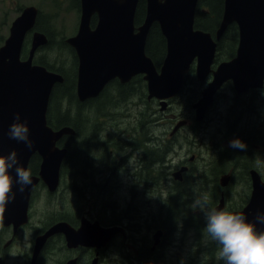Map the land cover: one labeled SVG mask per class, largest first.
Returning <instances> with one entry per match:
<instances>
[{"label":"flooded vegetation","instance_id":"flooded-vegetation-1","mask_svg":"<svg viewBox=\"0 0 264 264\" xmlns=\"http://www.w3.org/2000/svg\"><path fill=\"white\" fill-rule=\"evenodd\" d=\"M51 1H54L55 6L59 3L58 0ZM211 2H213V0H202V4H197L198 0L196 1L192 17V28L194 30L208 32L211 39L215 41V52L210 65V69L214 70L218 63L230 60L235 56L239 37L237 25L235 22H232L226 26L217 39L214 38V32L222 16L223 0L215 1L217 5L216 9L212 6V10H215V13L210 9ZM69 4L75 8L79 20V0H69ZM26 6L29 5L21 4L18 0H0V29H2V31H0V46L3 45L10 34L11 23ZM36 10L37 12L32 30H25L22 36L18 52V60L20 62L28 58V45L32 31H39L35 28V24L39 23L43 25V23L48 22L46 17L40 16L37 8ZM6 11H8V14ZM96 20L97 15L93 13L89 22L91 28L95 25ZM137 25L138 24L135 26ZM206 25L213 26V29L208 30L205 27ZM231 25L233 26V36H227L225 32ZM45 37L48 42V37L46 35ZM70 49L74 54L73 49L71 47ZM33 63L36 62L33 60ZM158 66H155L156 69ZM137 76L140 77L141 84L143 83L145 86L141 74H136L129 80ZM211 78V71L201 81L196 78L195 59H193L187 72L183 75V83L180 90L172 98L166 100V108H168L169 104L183 91L191 89L193 84L198 85L200 93ZM110 81H116L123 87L129 85L128 81L120 83L117 78H112ZM110 81L105 84L97 96L83 101L77 99L74 90V96L77 102L83 104V107L90 108V110L87 111L88 115L84 116V122L81 121V115H84L86 110L78 111V115L75 119V155L73 159H76L78 156V161L74 162L76 168L74 177H76L77 180L75 179V182L68 183L66 186L63 185L65 191L69 190L74 194V200L62 199L58 202L47 200L45 206L47 208V215H45L44 220L40 222L42 220L40 219L34 225L30 226L29 222L31 210L35 201V191H42L48 198L53 197V195L57 193L60 184L58 183L56 189L53 191H49L40 181L36 183L31 188L29 196L27 191L25 220L23 223L14 224L12 221L4 223L0 217V264H159V262H162L163 256H165L163 252H161V248H164L167 244V238L171 234L181 235L190 229L200 233L201 227L199 224L194 223L193 225L192 223V209L191 201H188L190 200L188 190L191 191L190 186H192L193 191L196 192L197 186H200V184L206 181L210 182V177L206 175V172L219 171L221 176L227 175L228 180L225 186H220L218 180V183H216L214 187L212 186L213 184H209L206 193L212 197L211 201L217 200L218 202L222 200L221 209H226L230 212L240 210L247 203L251 190V170L255 171L260 180L264 182V173L261 174L257 168V156H264V96H262L260 92V89L264 88V79L262 81V86L248 88L246 91L241 92L235 91L232 81L226 79L213 94L212 102L208 105L202 120L195 121L193 119L194 117H192L194 112L191 104L200 96L198 93L195 100L188 104L187 108H189V110L184 116L176 119V121L172 123L171 128L168 125L170 121L162 123L165 125V128L167 127L166 129L169 130V138L164 141L169 143V151L166 157L175 151L176 145L178 146L182 129H188L192 135H197L202 128H204L205 132L204 136L202 135L204 139L203 143L207 148L206 154L208 155L205 161L202 158L203 164L195 163L193 155L189 156L187 160H182L181 157H179V166L176 168L177 170L170 173L173 177V181L176 183H167V185L165 182H167L169 178L165 172H163L162 175V171H159L158 151L161 143L159 132L156 133L157 135H153L154 139L152 140L153 148H155L154 158L150 163L151 165L153 162L154 171L152 174L145 171L144 165L145 146L150 145L151 142L145 137V129H138L137 122L128 126V128L134 130V133L131 135L124 134L126 135L124 138L123 135L117 132L114 142L109 147L107 142L112 139V131L114 128L111 126L112 117H110V111L108 109L102 111L103 109L98 110L97 108L101 103L102 105L107 104V107H111V104L109 105L110 99H104V102L102 101L103 97H107L109 89L105 88L109 85ZM61 83H54L52 88L56 84ZM225 86L230 87L231 95L229 100L225 103V106H223V111H221L219 106L215 105V102H217V98L221 96L220 91ZM144 93L145 95L142 97H144L145 100L139 97L138 101H143L144 103L148 102L152 104V108L155 106L159 108V101L156 98L146 99V89H144ZM132 96L134 95L132 94ZM212 104L216 106L218 110V121L209 128L205 127V122L203 121L207 119L206 113ZM225 110L226 113L224 115ZM93 112H98L101 115H99L98 118L97 115L90 117V114ZM160 112L162 111L157 110V114H160ZM227 114H231L232 118L228 120L226 117ZM169 118L174 120L176 116L171 114ZM88 119L91 120L90 123ZM100 119L102 120V125L99 127L95 126V124H99ZM161 120L164 119L155 115L151 117L152 123L156 124V126L161 124ZM180 120H183L184 123L171 132L175 123ZM128 122L132 123L133 121L129 119ZM200 122L203 123L198 125ZM119 132L122 133V131ZM83 135H87V137L82 138ZM209 136L212 138L209 140L208 145V140H206V138ZM104 137L106 139H103ZM236 138L247 145L246 150L240 151L228 147L229 141ZM113 145H118L121 152L114 149ZM125 150L126 152L124 153ZM116 152L123 157L115 159L118 162L114 161L113 158V153ZM134 156L135 158H133ZM166 157L164 158V164ZM38 164L39 158L36 162V171L31 174H37ZM28 166L29 163L27 160L26 169H28ZM120 171H124L125 173V179L123 181L125 183H112L114 181L118 182L117 177ZM234 172L238 176V181L246 183V190H244V196L240 199V203L228 207L229 200H232L230 198L229 189L233 182ZM182 175H184V179H182ZM146 179L148 181L151 180L153 183H141ZM213 181L214 179L212 182ZM205 184L208 186V183ZM119 191H122L123 194L121 199L114 197V194ZM162 193L165 194L163 195L164 199L168 197V210L171 209L170 218L173 223L169 228L160 227L162 216L168 211L159 214V202ZM178 194L179 196H177ZM38 199H40V196H37V200ZM174 201L176 204H174ZM216 203L212 202L210 206L214 207ZM55 204H58L60 208H56ZM183 208L184 213L180 216L181 212L178 211ZM152 213L154 214V218H152L154 226L153 228H149V231L154 232L151 233L150 238H145L144 235L141 234L142 229L139 228V223H129V219L132 217L141 218L150 216ZM176 214L179 216L177 224L175 222ZM196 216L198 215L196 214ZM57 222H65L73 230H77L81 223L82 225L84 224L87 226L84 240L80 243H74L72 246H67L62 233H53L46 237L40 248L32 257L35 238L43 234L49 227ZM113 226L118 227V229L115 230L114 233L112 232L109 238H107V229ZM28 229L30 230L29 237ZM156 231L160 232L157 241L153 238ZM220 262L223 264L222 261Z\"/></svg>","mask_w":264,"mask_h":264},{"label":"water","instance_id":"water-1","mask_svg":"<svg viewBox=\"0 0 264 264\" xmlns=\"http://www.w3.org/2000/svg\"><path fill=\"white\" fill-rule=\"evenodd\" d=\"M197 0H144L142 21L134 25V13L138 0H79V20L76 33L64 39L76 57L75 95L79 101L95 97L112 78L120 83L141 74L145 82L146 99L156 98L159 110L166 109V100L178 93L183 75L195 59L196 78L201 81L211 71L212 78L201 90L200 97L191 104L195 121L202 120L212 96L221 83L230 79L237 92L262 86L264 79V0H223L220 22L214 32L217 39L229 23L235 22L238 30V45L233 58L218 63L210 69L215 52V41L208 32L192 28L193 11ZM32 5L23 8L13 20L10 34L0 46V154L15 149L26 168L33 155L39 158L37 174H32V185L23 194H17L1 217L4 223L14 224L25 220V206L31 188L39 181L49 191L59 183V168L67 150L56 143L66 135H74V129L62 125L52 129L46 122L45 113L51 88L61 83L63 77L40 64L33 63L35 50L46 44L45 35L33 30L29 39L28 58L18 60V52L25 30H32L36 16ZM97 20L91 28V15ZM155 23L164 39V56L156 69L144 46L150 26ZM21 122L27 121L34 148L28 151L23 144L8 139L7 130L16 113ZM184 123L177 121L171 130ZM179 173V171H178ZM14 175V173H13ZM227 175L219 179L225 186ZM251 190L247 203L232 211L247 216L253 221L255 214L264 212V182L253 170L250 171ZM15 190V189H14ZM222 208V200L214 206ZM87 226L73 230L65 222H57L34 241V252L46 237L62 233L66 245L72 246L85 238ZM107 229V238L117 230ZM257 230L264 225L257 224ZM159 231L153 238L157 241ZM33 259V258H32Z\"/></svg>","mask_w":264,"mask_h":264},{"label":"rangeland","instance_id":"rangeland-1","mask_svg":"<svg viewBox=\"0 0 264 264\" xmlns=\"http://www.w3.org/2000/svg\"><path fill=\"white\" fill-rule=\"evenodd\" d=\"M58 1H59L58 5L55 6L54 1L51 0H18V2L21 4L34 5L39 10L40 16L46 17L48 21L47 23H43V25L47 28L44 29L50 33V37L53 42L50 43L51 45L48 48H45L44 47L45 45L42 46L44 48L42 47L37 48L35 50L33 60L35 61L36 58L42 56L46 61L53 62L55 67L58 66L62 67L66 74H70L72 68L71 60H70L71 54L67 49L60 47L61 43H59V41L60 38L65 39L66 37L74 35L76 33L78 26V14L75 11V8H73V6L69 4V0H58ZM6 13L8 14V11H6ZM0 31H2V29H0ZM46 36L49 37L48 35ZM48 50H53L54 52H49ZM108 91L109 92L107 94V97L106 98L103 97L102 100L103 102L104 99L112 100L113 99L112 97L117 95L112 90H108ZM192 92L194 93V96L193 98L189 99L188 95L191 94ZM198 93H199L198 85L193 84L191 89H188L187 91H183L179 96L175 98L174 101H172L169 104V107L166 108V110L160 112V114H157V110H159L157 106L152 108L151 103L148 102L144 103L143 101H138L139 97H142L139 96L138 93H135L134 96L126 97L123 100L124 102L123 101L117 102L116 100L114 107L108 109L110 111L109 115L110 117H112L111 120L112 125L111 124L110 125L114 127L112 131L113 132L112 139L109 142H107L109 147L114 142L117 132L118 134L123 135L124 138L126 137V135H131L132 133H134V130L128 128V126L130 124H135L136 122L138 123V129L140 128L145 129L144 134L146 139L150 140L151 142L150 145H152V140L154 139L153 135L154 134L157 135L156 133L158 132L160 133V141L164 142L165 139L169 138L168 137L169 130L166 129L167 127L165 128V125L162 123H167V121H170L168 125L171 128L172 123L176 121V119H178L179 117L184 116V114L189 110V108H187L188 104L195 100ZM220 93L221 96L217 98V102H215V105L219 106V109L223 111V106H225V103L229 100V97L231 95V89L230 87L225 86L220 91ZM199 97L200 96H198V98ZM142 99H144V97H142ZM212 105H211L212 108L210 107V109L206 113L207 119L203 121L205 122V127H209V128L212 127V124L218 121V110L216 106L214 105L212 106ZM106 107L107 104L102 105L101 103L99 104L97 109L98 110L103 109L102 111H104ZM225 113L226 110L224 112V115ZM171 114L176 116L174 120L169 118ZM94 115H97L98 118V116L101 114L98 112L96 113L93 112L90 114V117H93ZM154 115L158 117H162L164 119L161 120L160 125L156 126V124L152 123L151 117ZM193 115L194 113L192 114V117ZM226 117L229 120L232 118V115L227 114ZM129 119H131V121L133 122L132 123L128 122ZM88 120L90 123L91 120L90 119ZM101 121L102 120L100 119L99 124L98 125L95 124V126L99 127L100 125H102ZM203 122L198 123V125L202 124ZM119 131H122V133ZM204 134H205L204 128L200 129L197 135H192V133L188 129L181 130L180 132L181 138L178 146L176 145L175 151H173L170 155L166 157L165 164L159 167V171H162V173L165 172L167 177L169 178V180L165 182L166 185L167 183H176L173 181L172 179L173 177L170 175V173H173L175 170H177L176 168L179 166L178 163L179 157H181L182 160H187L189 156L193 155L194 162L198 164H203V160L205 161L207 159L208 157V155L206 154L207 148L203 143L204 139L202 137V135L204 136ZM86 137L87 135L82 136V138H86ZM211 138H212L211 136L206 138V140H208V145H209V140ZM103 139L106 138L104 137ZM113 148L121 152V150L119 149L120 147L118 145L117 146L113 145ZM125 152L126 150L124 151V153ZM118 157H122V156L119 155L118 152L113 153L114 161H117L115 159H118ZM133 158H135V156ZM76 161H78V156L76 157V159L75 158L72 159L71 162L72 165L70 162L66 165L65 167L66 173H64L62 176L61 173L59 174L60 184L57 193L54 194L53 197L48 198L45 194L42 193V191L41 192L39 190L35 191L34 193L35 201L33 204V208L31 210V217L29 222L30 226L34 225L40 219H42L40 222L44 220L45 215H47L46 212L47 208L45 207L47 200H50L52 202H58L62 199L74 200L73 199L74 194L69 190L65 191L64 186H66V184L68 183L75 182L74 181L75 179L77 180V178L74 177V173H75L74 171L76 169L74 166V162ZM257 168L261 172V174L264 173V156H260V155L257 156ZM206 175L210 177L209 180L210 182L208 181L205 182L208 183V186H206V184L203 183L200 184V186H197L198 188L196 192L193 191L192 186H190L191 191L188 190V194H190V200L188 201H191V209L193 214L192 217H194L196 213L198 215L196 218L200 220L198 222L199 226L201 227L200 233L195 232L193 229H190L181 235L171 234L167 238V244L164 246V248H161V252H163L165 256H163L162 262H159V264H221V262L218 261L216 258L218 245L216 244V242L212 241L211 238L203 230L206 226L203 213L200 212L199 209L193 211L192 208L193 201L208 191L209 184H213L212 186L214 187L215 184L218 183V180L221 177V173H219V171L206 172ZM237 177H238L237 174L234 172L233 182L231 183L229 189L230 198L232 200H229L228 207L240 203V199L244 196V190H246L245 189L246 183L238 181ZM184 178H185L184 175H182V179ZM124 179H125V173L124 171H120L117 177L118 182L114 181L112 183H125L123 182ZM213 179L214 181L212 182ZM141 183H153V182L148 181L146 179L144 182ZM163 195L165 194L162 193L159 202L160 203L159 214L163 213L169 208L168 197L164 199ZM37 196H40V199L37 200ZM122 196H123L122 191H119L118 193L114 194V197L118 199H121ZM211 199L212 197H210L211 203L217 202V200L211 201ZM55 207L60 208L58 204H55ZM178 212H181L180 216H182L184 213V208ZM153 215L154 214L152 213L150 216H145L141 218L132 217L129 219V223L138 222L139 228L142 229L141 234L144 235L145 238H150L151 233L154 232V231H149V228H153L154 226V221L152 219L154 218ZM178 221H179V216L178 214H176L175 217L176 224ZM29 235H30V230L28 229V237Z\"/></svg>","mask_w":264,"mask_h":264},{"label":"clouds","instance_id":"clouds-1","mask_svg":"<svg viewBox=\"0 0 264 264\" xmlns=\"http://www.w3.org/2000/svg\"><path fill=\"white\" fill-rule=\"evenodd\" d=\"M260 92L264 96V88ZM7 136L9 140L23 144L28 151L34 148L27 121L21 122L18 112L8 127ZM228 147L244 151L247 145L236 138L229 141ZM32 182L31 172L22 165L15 149L6 155L0 154V217L16 200L17 194H23ZM210 203V197L205 193L193 201L192 208L193 211L199 209L204 215L206 226L203 230L218 245L217 260L223 264H264V230H257V224L264 225V212L258 211L250 221L244 214L211 207Z\"/></svg>","mask_w":264,"mask_h":264},{"label":"trees","instance_id":"trees-1","mask_svg":"<svg viewBox=\"0 0 264 264\" xmlns=\"http://www.w3.org/2000/svg\"><path fill=\"white\" fill-rule=\"evenodd\" d=\"M215 1L210 3V9L212 12V6L216 9V4ZM197 4H202V0H198ZM144 8L145 4L143 0H138L135 8V13H134V24H139L142 21L143 15H144ZM215 13V12H214ZM208 30H212L213 26L206 25L205 26ZM35 28L39 31H42L45 35H48V42L45 44V48H48L51 44L52 39L50 37V33L46 31L47 29L44 25H40L39 23L35 24ZM45 28V29H44ZM204 28V27H203ZM48 33V34H47ZM225 35L227 36H233V26H229V28L226 30ZM59 43H61L60 47H63L64 49H67L70 54H71V73L66 74L64 72V69L62 67H55L53 62L46 61L42 56L38 57L35 59L36 63H39L43 66H45L48 70H52L55 72L60 73L63 76V82L61 84H56L49 95L48 99V104H47V109H46V122L47 124L52 128L56 129L62 125H69L74 129V132H76V122L75 119L78 115V111L86 110L84 115H81L82 122H84V116L88 115L87 111L90 110L89 107H83V104H80L77 102L75 96H74V81H75V56L72 53V50L67 46L64 42L63 39L60 38ZM42 47V48H44ZM49 52H54L53 50H48ZM144 51L145 54L150 57L152 60L153 64L157 67L165 52V45H164V39L162 35L159 32V29L155 23H153L146 36L145 40V46H144ZM128 86L123 87L122 85L118 84L116 81H110L109 85L106 86L105 89L112 90L114 93L117 95L113 96L112 100L109 102V105L111 104V107H107L106 109L113 108L116 100L117 102L123 101L126 97H131L132 94L134 95L135 93H138V95L144 96V89L145 86L142 83L141 84V79L139 76L132 78L131 80L128 81ZM106 91V90H105ZM104 91V93H105ZM194 93L192 92L191 94L188 95V98L191 99L193 98ZM89 104V103H87ZM85 104V105H87ZM88 106V105H87ZM80 114V113H79ZM74 135H66L61 137L57 141V145L60 147H65L67 152L64 156V160H62L61 166H60V173L61 176L66 173L65 167L66 165L70 162H72V159L74 157ZM169 151V143L168 142H161L159 146V151H158V156H159V167L163 166L164 164V158L168 154ZM154 153H155V148H153V145H149L145 147L144 150V165H145V171L147 173L152 174L154 171L153 168V162L150 165L151 161L154 158ZM38 161V157L36 155H33L31 157V160L29 162L28 170L31 173H34L36 171V162ZM72 165V163H71ZM163 175V173H162ZM152 179V178H151ZM151 181V180H150ZM200 184V183H198ZM179 189V188H178ZM179 196V194L177 195ZM174 204L175 201H174ZM171 210V209H170ZM170 210H166L164 212L165 215L162 216L161 219V226L160 227H166L169 228L172 226L173 221L171 222V212ZM193 214L191 215V217ZM196 214L194 217H192V223H198L200 220L196 218Z\"/></svg>","mask_w":264,"mask_h":264}]
</instances>
